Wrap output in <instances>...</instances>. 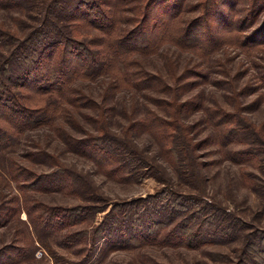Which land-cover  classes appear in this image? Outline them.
I'll return each instance as SVG.
<instances>
[{"label":"rangeland","instance_id":"374dc122","mask_svg":"<svg viewBox=\"0 0 264 264\" xmlns=\"http://www.w3.org/2000/svg\"><path fill=\"white\" fill-rule=\"evenodd\" d=\"M78 1L0 0V80L8 88L0 86V98L9 99L0 106V264H264V0H122L118 23L129 31L139 25L134 36L162 27L182 4L176 21L194 48L167 41L143 58L182 91L154 95H198L204 107L181 111L163 150L149 131L128 130L124 108L131 111L138 95L120 92L110 100L116 109L108 130L132 142L124 159L146 162L137 159L113 176L72 144L71 137L95 130L91 120L73 110L74 119L60 116L57 93L41 92L55 78L46 74L47 58L35 56L28 71L29 48L52 39L70 40L55 68L62 56L73 66L85 46L107 44L91 22L73 16ZM93 1L105 0L83 1L80 13ZM145 4L153 15L139 24ZM185 67L196 76L176 78ZM106 78H77L73 86L105 104ZM186 81L198 84L182 88ZM139 95L143 107L172 119ZM41 105L49 109L45 124L20 130L15 111Z\"/></svg>","mask_w":264,"mask_h":264},{"label":"trees","instance_id":"16d2710c","mask_svg":"<svg viewBox=\"0 0 264 264\" xmlns=\"http://www.w3.org/2000/svg\"><path fill=\"white\" fill-rule=\"evenodd\" d=\"M83 1L86 0H79L76 2L73 16H76L78 20L91 22L92 26L97 27L101 31L107 41L104 48L91 49L88 46H85L86 50L83 52L84 57L81 54H76V56H74L75 59H79V61L77 60L78 63L74 62L75 64L72 66L73 60L67 61V58L62 56L59 60L63 63L60 64L56 61L57 64H55V68L53 64L56 55L57 58H59V54L62 50L67 53V47L70 40L67 39V41H65L62 38L52 39L49 42H46L41 48L39 46L29 48L26 55L28 62L30 61L28 63V71L32 72L34 69L33 65L35 64L32 63L35 62L36 58L41 57V60L45 59V57L47 58L48 61L46 66L48 64L50 66H48L46 74L50 76L51 73L55 78L52 85L46 87L42 86L41 92H43V94L49 93V91L57 93V112H59L60 116L64 115L68 119H74V112H78L89 118L95 127V132L88 130L86 131L87 135H85V137H71L73 142L71 143L73 144L74 149L83 154H89L93 160L101 164L104 172H108L109 175L113 176L111 174L112 172L124 174L126 168H128L133 161L137 159L140 162L146 161L142 157H132V160L130 158V160H126L124 159L125 157H122V155H124L122 149L126 150L128 146L131 147L132 142H128L117 133L108 130L107 124L110 122V115L116 109L115 104L111 103V101L114 100L120 92L124 91H131V96L133 98L138 95L135 101L129 105L131 111H129L127 107L124 108L125 113L127 115L129 114L131 118L129 125L127 126L128 130L134 131L135 128L138 127V130L149 131L154 135V139L162 149H167L168 146H170L169 139L171 136V132H168L167 130L175 126L177 123L175 118L180 116L182 110H198L204 107V101H196L198 95H194V97L191 98V101H180L176 98L165 99L162 96L154 95L152 93L153 91L166 94L172 93L175 95L181 94L182 91L174 90V86H172V84L168 82L169 80H167L169 75L165 77L163 73L150 70L143 57L153 53H159L161 51V46L167 41L176 42L183 50L194 48V46L188 44L189 37L187 36L186 31L181 32V30H185V27L182 25L180 26L179 22L176 21V17L181 14V10L183 9V6L179 1L176 2L179 3L177 9L172 12L168 19L165 20V24H163L162 27L152 29L151 32L150 30L143 31L136 36H134V32L137 31L139 25L134 30L129 31L128 29L123 30L120 23H118L120 18L119 5L122 6V0H105L104 2L93 1V4L88 9L84 10L85 13H80L81 8L83 7ZM151 2L153 3L154 0ZM138 6L140 5L136 4L135 8H138ZM150 9L151 6L148 4L144 5L142 11H140V19H136L139 24H144L147 19L153 15ZM78 11L79 13H77ZM99 19H102L103 21L108 19L109 25L105 24V26H103L102 23L98 22ZM61 44L63 45L62 49L60 47ZM56 47L57 50L60 49V51L57 52ZM70 53L72 54L71 51ZM35 56L36 58L34 59ZM174 61L176 62V65L179 64V61L176 58ZM39 68L41 69L42 67L39 66ZM54 69L57 70V72L53 71ZM195 70L196 69L193 68L190 69V67H185L184 71L181 73L182 75L177 76V73L176 78L181 79L183 74H187V72H189L188 76L192 73L196 76L194 73L196 72ZM174 71L175 69L170 73L169 70L171 78L175 77ZM100 75H105L107 77L102 83L104 87L101 96L102 100L106 102L105 104H101V101L96 99L92 94L84 92L80 87L73 86V82L77 78L94 80ZM40 77V75L39 77L35 76L33 80H40ZM189 84H194L195 86V84H198V81H186L182 88ZM5 85L6 83L0 80V86H2L4 90H8V88H5ZM9 94H11V91H9ZM139 94L145 99L152 100L158 107L164 108L165 111L168 110V113L171 116L170 118L172 119L163 117L149 107H143L142 105H145V102L143 104L138 102V98L140 97ZM46 98L50 99V97ZM4 99L0 98V106H5L6 108L9 99ZM66 104H70L73 109L67 108ZM83 109H88L89 111H82ZM22 110L23 109L20 111L24 113V115H22L20 111H15L18 116H14V118H18V123L16 125L20 127V130L28 126L34 127L45 124V119L47 118L45 116L49 111L44 105L29 108L28 110L25 109L24 111ZM211 111L214 112L215 110ZM140 114L144 115L140 116ZM12 118L13 117L9 115V120L14 121ZM211 118L214 120V117ZM184 128L185 127L182 125V129ZM0 136L5 137L6 135L0 131ZM188 143L189 148L193 149L194 144L189 140ZM131 152L138 156L136 150H132ZM116 153L119 154L121 158L120 156H116ZM176 155L177 153L175 151V154L173 155L175 159H177ZM118 162H120L121 165H117ZM55 209L57 212V208ZM72 209L76 210L78 208L75 207ZM152 224L156 225L157 222H152Z\"/></svg>","mask_w":264,"mask_h":264}]
</instances>
